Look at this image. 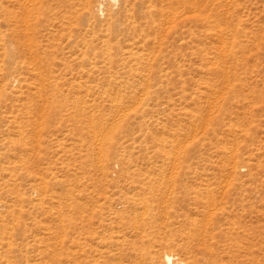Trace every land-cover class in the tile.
<instances>
[{
	"label": "rangeland",
	"instance_id": "rangeland-1",
	"mask_svg": "<svg viewBox=\"0 0 264 264\" xmlns=\"http://www.w3.org/2000/svg\"><path fill=\"white\" fill-rule=\"evenodd\" d=\"M0 33V264H264V0H0Z\"/></svg>",
	"mask_w": 264,
	"mask_h": 264
},
{
	"label": "bare ground",
	"instance_id": "bare-ground-1",
	"mask_svg": "<svg viewBox=\"0 0 264 264\" xmlns=\"http://www.w3.org/2000/svg\"><path fill=\"white\" fill-rule=\"evenodd\" d=\"M116 1V0H115ZM3 3V2H2ZM100 3V2H99ZM119 4V3H118ZM99 5V4H98ZM101 5V4H100ZM127 5V4H126ZM103 6V5H102ZM101 8V7H100ZM101 11H102V9H101ZM117 11V10H116ZM101 13H103V11L102 12H100V14ZM129 21V20H128ZM107 31V30H106ZM1 34V33H0ZM136 35V34H135ZM134 35V36H135ZM4 39H3V35L2 36H0V42L1 41H3ZM85 49V48H84ZM83 49V50H84ZM86 50V49H85ZM106 50V49H105ZM111 53V52H110ZM130 54V53H129ZM131 54L132 55H134V53H133V51H131ZM96 56H97V53H96ZM106 58V57H105ZM97 62H99V61H97ZM97 62L96 61H94V62H92V61H90V65H92L94 68H96L97 67ZM162 74V73H161ZM164 75V74H163ZM162 76V75H161ZM16 83V82H15ZM117 102V101H116ZM141 102V101H140ZM6 113H8V112H6ZM15 116V115H14ZM19 125V124H18ZM121 125V124H120ZM20 129V128H19ZM116 132V131H115ZM3 137V136H2ZM12 140V139H11ZM14 158V157H13ZM1 164V163H0ZM20 164V163H19ZM2 166V165H1ZM11 173V172H10ZM15 177V176H14ZM8 184V183H7ZM141 186H143V185H141ZM160 187V186H159ZM135 188V187H134ZM142 188H144V187H142ZM161 188V187H160ZM137 189V188H136ZM147 191V190H146ZM151 192H152V190H150ZM132 192H133V190H132ZM156 192V191H155ZM144 193H145V191L144 190H141V191H138L136 194H137V196L140 194V196H138V202H136L135 201V203H138V204H140V203H143V204H146V205H149L150 204V202H148L150 199L147 197V196H145L144 195ZM119 195H120V193H118ZM127 194V193H126ZM122 195V194H121ZM133 195V194H132ZM130 203V202H129ZM126 204H127V202H126ZM131 204V203H130ZM128 207V206H127ZM125 208V207H124ZM134 208V207H133ZM144 208H146V207H144ZM128 209V208H127ZM141 210H143L142 208H141ZM145 210V209H144ZM148 211V210H147ZM83 212V211H82ZM130 212V211H129ZM144 213H145V211H143ZM85 213V212H84ZM138 213V212H137ZM152 213V212H151ZM146 214V213H145ZM149 214V213H148ZM140 216H142L143 215V213H142V215L141 214H139ZM153 215V214H152ZM149 216V215H148ZM132 217V216H131ZM144 217V216H143ZM193 217V216H192ZM119 218V217H118ZM140 218V217H139ZM195 218V217H194ZM141 219H143L142 217H141ZM3 221V214L1 213V211H0V223ZM144 221V220H143ZM136 222V221H135ZM135 222H133V223H135ZM196 222V221H195ZM194 222V223H195ZM137 224V223H136ZM135 224V225H136ZM207 227V226H206ZM205 227V228H206ZM137 228V227H136ZM204 228V227H203ZM143 230V228L141 229V231ZM204 230V229H203ZM205 231V230H204ZM202 232V231H201ZM142 233V232H141ZM140 233V234H141ZM142 236V235H141ZM203 238H204V236H203ZM203 240V239H202ZM1 243V242H0ZM211 243V242H210ZM7 244H8V241H7ZM204 244V243H203ZM8 246V245H7ZM202 246H204V245H202ZM212 246V245H211ZM207 247V246H206ZM206 250H208V249H206ZM4 251V250H3ZM143 251V250H142ZM141 251V252H142ZM209 251V250H208ZM0 252H2V251H0ZM2 254H3V252H2ZM176 256V255H175ZM177 257V256H176ZM174 254L172 253V252H170V251H165L164 252V254H163V257L162 258H160V256H155L154 257V260L155 261H161L162 259L164 260V263L165 264H175V262H174ZM12 260V259H11ZM13 262V261H12ZM178 264H188V263H186L185 261H183V260H181V261H179L178 262Z\"/></svg>",
	"mask_w": 264,
	"mask_h": 264
}]
</instances>
